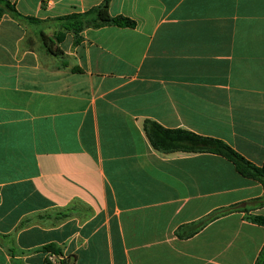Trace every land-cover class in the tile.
<instances>
[{"label": "crops", "instance_id": "obj_1", "mask_svg": "<svg viewBox=\"0 0 264 264\" xmlns=\"http://www.w3.org/2000/svg\"><path fill=\"white\" fill-rule=\"evenodd\" d=\"M8 1L38 22L0 19V264H258L262 184L145 122L264 164V0H109L136 26L78 44L58 19L105 0Z\"/></svg>", "mask_w": 264, "mask_h": 264}, {"label": "trees", "instance_id": "obj_2", "mask_svg": "<svg viewBox=\"0 0 264 264\" xmlns=\"http://www.w3.org/2000/svg\"><path fill=\"white\" fill-rule=\"evenodd\" d=\"M10 12L17 19H27L38 22L34 18L23 17L8 0H0V19L4 13ZM63 29L74 35L75 43L80 41V34L87 28H101L104 26H117L120 28H134L136 22L125 16H112L109 12V0L97 7H94L84 13H73L58 19ZM44 46L50 54L57 55L54 49L53 41L42 35ZM145 132L152 146L162 152H185V153H211L220 155L232 162L236 171L243 177L255 180L264 187V164L258 166L234 150L225 141L195 134L181 129H166L156 122L146 121ZM233 210H239L238 207H232L226 210H220L212 214L208 219L202 222L207 224L218 217L225 215ZM240 211V210H239ZM247 219L258 225L264 226V217L260 215H250L247 210ZM49 249H53L50 247ZM58 254V251H51ZM47 264H51L47 262ZM258 264H264V248L258 259Z\"/></svg>", "mask_w": 264, "mask_h": 264}]
</instances>
